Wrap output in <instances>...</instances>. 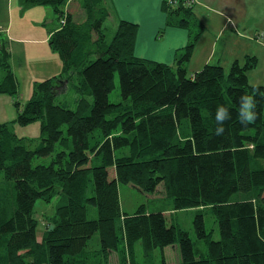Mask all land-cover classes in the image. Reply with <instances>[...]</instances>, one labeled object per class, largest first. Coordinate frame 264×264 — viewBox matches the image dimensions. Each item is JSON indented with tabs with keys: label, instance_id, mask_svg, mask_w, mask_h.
I'll return each instance as SVG.
<instances>
[{
	"label": "trees",
	"instance_id": "trees-1",
	"mask_svg": "<svg viewBox=\"0 0 264 264\" xmlns=\"http://www.w3.org/2000/svg\"><path fill=\"white\" fill-rule=\"evenodd\" d=\"M67 1L20 0L22 8L51 7L58 22L65 16L48 39L62 66L33 82L24 106L14 101L15 119L0 123V264H108L112 252L114 264H168L163 249L176 243L181 260L170 264H264V84L248 78L258 58L235 59L227 71L205 64L190 74L187 63L204 26L185 0L162 2L167 24L188 30L172 65L134 55L137 24L128 20L118 19L106 39L109 0H80L82 21L64 9ZM116 76L120 100L112 102ZM63 86L74 91L75 108L55 102ZM18 87L9 41L0 36V94L16 97ZM245 94L254 95L257 117L242 124ZM219 106L230 112L222 135L214 131ZM36 121L37 137H18L12 129ZM45 156L48 163H32ZM119 184L148 193L162 185L172 212L193 209V232L204 250L169 224L164 210L141 204L122 212ZM57 194L65 202L38 240L35 204ZM89 206L95 218L87 217ZM206 211L217 240L205 228ZM93 236L96 248L89 246Z\"/></svg>",
	"mask_w": 264,
	"mask_h": 264
},
{
	"label": "crops",
	"instance_id": "crops-1",
	"mask_svg": "<svg viewBox=\"0 0 264 264\" xmlns=\"http://www.w3.org/2000/svg\"><path fill=\"white\" fill-rule=\"evenodd\" d=\"M72 1L68 0L64 9L68 8L69 10ZM194 1L192 8L194 15L202 22L204 30L187 63L190 74L200 70L205 64H220L229 67L233 60H242L245 55H251V53L243 50V47L245 46L244 42H250L252 37L254 39L260 37L261 40H257L264 48L263 32L259 34L254 31L253 34H250L253 29L257 30L252 21L260 17L256 14L259 0ZM5 2L6 10L11 9L13 0H5ZM17 2H20V0L15 1V8L18 10ZM162 2L163 0H109L111 11L108 18L115 23V26L118 19L137 24L133 50L135 56L172 65L176 56L188 41V30L184 27L167 24V16L162 8ZM260 2L262 3V0ZM248 7H251V10ZM21 10L31 12L30 14L34 17L26 23H19L18 30L13 34H11V25L10 28L9 26L6 27L5 33L10 50V66L19 83V76L12 63L15 44L22 45L23 49L18 59L16 58L18 72H22L24 68H26L24 73L27 71V62L29 58L31 60V57L27 55V49L28 51L33 49L32 53L38 52L42 67L41 70L31 71L29 69L31 71L30 76L35 77L31 79L33 84V82L39 81L38 79H43V77L46 79L58 74L61 70L62 63L59 56L47 45L49 36L59 27V23L58 21L55 23L53 20L49 23H42L45 18L52 19L55 16L49 6H32ZM0 11L3 13L1 4ZM69 12L71 11L69 10ZM208 12L210 14H207ZM239 27L243 28L244 33L239 32ZM248 28L250 30H247ZM239 38L244 39L240 40ZM29 44L33 45L31 49ZM221 61L227 64H222Z\"/></svg>",
	"mask_w": 264,
	"mask_h": 264
},
{
	"label": "rangeland",
	"instance_id": "rangeland-1",
	"mask_svg": "<svg viewBox=\"0 0 264 264\" xmlns=\"http://www.w3.org/2000/svg\"><path fill=\"white\" fill-rule=\"evenodd\" d=\"M15 1L16 0H13L12 6H11L12 8L10 7L11 9L9 10H6L7 6H6L5 0H2L0 2L3 8V13L0 11V36L3 38H7L6 33H5L7 26H9L10 28V25H11V28H10L11 34H13L14 32H16V30H18L19 23H26L34 17L30 14L31 12H27V10L26 11L21 10L22 6H20L21 5L20 2H17L18 3V7H17L18 10H17L15 8ZM263 3H264V0H262V3L259 0L256 14L257 16L259 15L260 17L259 19H253L252 21V23L257 27V30L253 29L250 32V34H253V32L255 31V33H259V34L263 32V35H264V4ZM39 9H42V8H39ZM248 9L251 10V7H248ZM69 10L74 15L73 17L76 21L83 20L84 13L80 6V0H73L69 5ZM31 11H37V10H31ZM207 14H210V12H208ZM207 14H206V17H207ZM52 20L55 23H57V19L55 18V16L52 19L45 18L42 23L43 24L44 22L49 23ZM103 27H104L103 31L105 33L106 39L109 40L114 33L115 23L109 18L104 22ZM250 27L252 29L251 25ZM247 30H250V28H248ZM239 32L244 33V30L242 27H239ZM93 35L95 36L96 34L94 33ZM239 39L242 40L244 38H239ZM251 39L252 40L250 42H244L245 46L243 47V50L251 53V55H255L258 58V63L254 69L248 72L249 83L251 85L264 84V48L261 46V44L258 41L260 37L257 38L258 40L254 39V37H252ZM262 40H264V38ZM47 45H45V47H47ZM29 47L31 49L33 45L29 44ZM21 50L23 51L22 45L15 44V50L13 53L12 63H13L14 69L16 70L19 76L18 77L19 78L18 94L16 97L11 96L10 94H7V93L0 94V123H5V122L10 123L15 119L16 114H17V109L14 105V101L15 100L19 101L20 108L24 106V104L28 100L31 94V91H32L31 79L35 78V77L30 76L31 71L41 70V67H42L40 63L41 59L38 58L40 54H38V52L32 53L33 49L29 51L27 49L26 51L27 55L31 57L32 61L29 58L27 62V71L25 73H24V70L26 68L22 69V72L21 71L18 72L16 58L18 59L21 53ZM221 62L222 64H227L224 61H221ZM223 66H224V69L227 71L228 70L227 65H223ZM29 69H31V71ZM35 76H39V75H35ZM44 79L45 78L43 77V79H38V80L40 81ZM114 84H115V87L109 94V100L112 102H117L120 100V91H119V83H118L117 76L114 79ZM89 100L91 99L89 98ZM55 102L59 104H63V106H66L68 108H75L76 107V95L74 91L72 90V88L70 87H64L63 89L60 88L57 91ZM12 129L18 137H24L25 139L34 138L39 135V121L33 122L28 125H19L17 123H14L12 126ZM48 162H49V156L35 157L32 161L34 165L38 163H48ZM108 171H109L110 177L114 175L113 168H108ZM162 190H163L162 185H159L155 192L148 193V192L141 191L139 188L131 184H119L118 198H119L120 209L122 212L130 214L134 212L139 205L143 204L145 205L146 210H150V211L164 210L163 213L166 216L167 222L169 224L170 223L177 224L184 230L188 231L192 240L195 241L196 247L201 250H204L205 244L203 242L196 241V238L193 232L192 217H193L194 210L187 209V210L178 211L176 213L172 212L171 200L169 198H165V195ZM63 202L65 201L63 200L60 194H57L49 203H45L43 201L36 202L35 217L38 221V225L36 228V237L38 240L41 238L43 231L46 229L48 223L50 222V217L53 215L56 206L59 204H62ZM87 217L89 219L96 217L95 207L89 206ZM204 224H205L206 230L211 232L212 239L217 240L219 238V234H218V230H217L214 217L207 211L204 213ZM89 246L91 248L97 247V237L93 236L89 240ZM136 246H139L138 243L136 244ZM153 255H154L155 261L159 263L160 258H161L160 249L158 248L155 249L153 251ZM163 255H164L165 262L168 264L179 262L181 260L177 243L174 245L166 246L163 249ZM138 258H139L138 262H141L142 261L141 255H138ZM117 259H118L117 255L114 252H112L109 257L108 264L116 263Z\"/></svg>",
	"mask_w": 264,
	"mask_h": 264
},
{
	"label": "clouds",
	"instance_id": "clouds-1",
	"mask_svg": "<svg viewBox=\"0 0 264 264\" xmlns=\"http://www.w3.org/2000/svg\"><path fill=\"white\" fill-rule=\"evenodd\" d=\"M256 100L254 95L245 94L240 97L239 119L242 124L252 123L255 121L257 114L255 112ZM230 118L229 110L224 106H219L215 114V134L222 135L224 133V122Z\"/></svg>",
	"mask_w": 264,
	"mask_h": 264
},
{
	"label": "built area",
	"instance_id": "built-area-1",
	"mask_svg": "<svg viewBox=\"0 0 264 264\" xmlns=\"http://www.w3.org/2000/svg\"><path fill=\"white\" fill-rule=\"evenodd\" d=\"M194 0H185V5L190 7L194 5ZM172 3L177 4L175 0L172 1ZM59 25H63L65 23V16L63 15L60 19H59Z\"/></svg>",
	"mask_w": 264,
	"mask_h": 264
},
{
	"label": "water",
	"instance_id": "water-1",
	"mask_svg": "<svg viewBox=\"0 0 264 264\" xmlns=\"http://www.w3.org/2000/svg\"><path fill=\"white\" fill-rule=\"evenodd\" d=\"M53 228V225L51 224L50 226H49V229H52Z\"/></svg>",
	"mask_w": 264,
	"mask_h": 264
}]
</instances>
